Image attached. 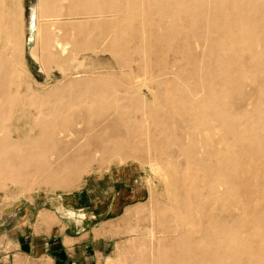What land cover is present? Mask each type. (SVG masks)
I'll list each match as a JSON object with an SVG mask.
<instances>
[{
	"label": "rangeland",
	"instance_id": "obj_1",
	"mask_svg": "<svg viewBox=\"0 0 264 264\" xmlns=\"http://www.w3.org/2000/svg\"><path fill=\"white\" fill-rule=\"evenodd\" d=\"M240 1L0 0V140L40 102L65 124L0 188V261L264 264V0Z\"/></svg>",
	"mask_w": 264,
	"mask_h": 264
},
{
	"label": "bare ground",
	"instance_id": "obj_2",
	"mask_svg": "<svg viewBox=\"0 0 264 264\" xmlns=\"http://www.w3.org/2000/svg\"><path fill=\"white\" fill-rule=\"evenodd\" d=\"M45 1L46 0H42V3H44ZM238 1L241 2L240 0H238ZM42 3H40V4H42ZM14 6H16V5H14ZM14 6H12L11 8H13ZM14 12H15V10H14ZM5 15L7 16V14H5ZM127 17H129V16H127ZM32 19H33V22H35L36 15H34V13H33ZM3 21H4V13L2 10L0 12V24ZM127 22H129V21H127ZM5 38L11 40L10 35H6ZM23 88H24V86H23ZM29 88H28V90H29ZM29 92H30V90H29ZM32 95L33 94H30V96H32ZM27 97L30 98L29 96H27ZM28 98H27V100H28ZM16 100H17V98H16ZM45 103L41 104V102H40V104H38L37 106L35 105V107H33V108L31 106H28L27 107L28 118L25 116L24 111L22 110V107L17 109L14 106L15 107L14 112L18 114V117H16V119L15 118L13 119L15 121L14 123H18V121L20 122L19 117L21 119L26 117L28 120H26V122H24V119H23V121H21V123L24 126L23 128L16 127L14 129H11L10 131H8V136L9 137L15 136L18 139L17 140L18 142L12 143L11 140H8L7 143H4L0 140V188L4 187L6 184H8V182H10L12 184H16V185H20L22 183V178H24V177H23V175H21V176L19 175V172H21L20 168H19L20 165L18 166L17 164H14V162L16 161V159H18V157H19V159L21 158L20 160H22V161L25 159V157L28 158L31 161L30 164L32 165V167H34V169H36L35 170L36 172L35 171L34 172L39 173L43 169L44 163L40 162L42 160H39L38 157L40 155H46L49 152L53 151L54 149H58L59 150L58 152H60L62 150V148H64V145H62L61 141L59 140V137H58L59 134L57 133V135H56L55 131H54L55 128L63 129L64 128L63 126L65 125L63 120L60 118V110L58 108L52 109V108H50L49 105H47ZM21 106H22V103H21ZM8 112H10L9 108H4L3 110H0V133L5 128V126H4L5 121H6L5 115ZM48 113H52L54 115V117L56 118V120L51 119L47 115ZM224 124H226V125L236 124V118L235 117H227V118H225ZM91 131H93V133H94V128L93 129L90 128V130L87 132L90 133ZM112 131L113 130H110L109 126H106L105 128L96 132L94 135V138H96V139L97 138L109 139ZM110 142H112V141H110ZM112 143L115 145L109 146V144H108L106 146L105 145L96 146L97 149H96L95 154L99 153V154H102L104 156L105 155L110 156L112 154H116V153L122 151V148L120 146L116 145V144H118L117 142H112ZM60 154H61V152H60ZM63 155L64 154L62 153V157H63ZM22 157H24V158H22ZM26 162H28V161H26ZM79 164L80 163L78 161L73 160V157H70L69 159H67V162H64V168L66 169L67 172H70L71 170H73V168H75L77 166L79 167ZM84 164L90 165L91 162L87 161V162H84ZM82 167L83 166H81L80 169H82ZM51 178H53V177H51ZM256 225H257L256 230L261 227V225H259V224H256ZM233 238L234 237H231V239H229V241H228V242H230L231 245L235 244V241H234L235 238L234 239ZM232 239H233V241H232ZM258 247L261 248V247H263V245H259ZM251 260H253V259H250L249 262H251ZM254 261H255V259L253 260V262ZM252 264H254V263H252Z\"/></svg>",
	"mask_w": 264,
	"mask_h": 264
},
{
	"label": "crops",
	"instance_id": "obj_3",
	"mask_svg": "<svg viewBox=\"0 0 264 264\" xmlns=\"http://www.w3.org/2000/svg\"><path fill=\"white\" fill-rule=\"evenodd\" d=\"M36 235H37V236H47V234H36ZM23 244L26 245L27 242L25 241ZM24 249L26 250V246L24 247ZM0 264H7V262H2V261H0Z\"/></svg>",
	"mask_w": 264,
	"mask_h": 264
}]
</instances>
